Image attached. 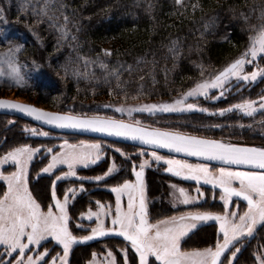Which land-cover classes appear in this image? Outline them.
Returning a JSON list of instances; mask_svg holds the SVG:
<instances>
[{"label": "snow or ice", "instance_id": "obj_1", "mask_svg": "<svg viewBox=\"0 0 264 264\" xmlns=\"http://www.w3.org/2000/svg\"><path fill=\"white\" fill-rule=\"evenodd\" d=\"M27 2L31 3L32 0ZM57 3L59 0H43V6L39 10L33 8V14L48 17L53 24H56L58 23L55 11ZM175 3L180 7L185 6L184 0H175ZM198 6V4L193 5V8ZM60 11L61 13L64 11L63 4H60ZM2 13L3 9H0V22H3ZM63 20L64 23L60 26L61 38L68 34L69 17L64 15ZM214 21L215 17H213ZM208 26L205 25L206 28ZM252 31L253 34L249 37V44L244 52L214 75L210 74L209 77L195 82L192 88L173 102L115 106V112L126 113L130 121L101 115L99 111L91 116L76 114L72 111L51 112L29 104L0 99V109L25 113L46 125L57 128L88 129L106 133L109 136L124 137L140 141L144 145L169 149L177 154L183 153L206 161H220L225 165L213 171L208 163L192 164L184 159L159 155L153 150L149 154L150 159L142 160L139 165L133 163L132 172L135 175V181L126 179L123 183L110 188L111 193L115 194L114 209L111 204H104L97 200L95 211L89 208L80 214L81 219L94 221L95 226L90 228L88 235L76 236L69 228L68 209L70 200L74 199L78 193L86 191L84 185L81 183L79 189H67L62 200L57 197L55 185L57 181L67 177H77L78 166L88 168L89 165L97 164L103 158V145L99 142L83 141L79 144H70L64 140L59 145V152H54L53 148L46 149L51 159L37 174V179L43 174L55 175L54 170H58L62 165H66L68 169L52 181L53 203L47 206L46 211L29 189V165L41 149L33 148L28 144L13 147L5 155L0 156V167L12 165L15 168L12 172L0 171V181L6 183V190L0 195V246L4 249V253L0 254V264H69V253L74 245L111 234L123 237L130 243L131 248L139 256V264H154L152 258L159 264H225V260L227 264H233L234 258L241 251L242 242L253 237L258 227H264V147L247 146L176 130L145 126L142 121L131 120V118L133 113L154 114L157 111L167 113L197 110L196 104L187 102L189 98L204 96L213 100L219 99L225 94V86L230 85L233 80L238 83H253L258 78L264 79V67L257 63L258 60H264V25L259 28L253 26ZM0 35H3L2 30ZM72 38L76 39L75 36ZM22 49L23 45H17L9 47L5 52H0V80L6 79L21 88L26 83V73L23 69L27 67L18 59ZM101 51L104 57L112 55L111 49ZM170 51L175 52V42ZM82 59L85 66L99 63L102 69L106 70L108 67L100 54H97L94 61L89 58ZM253 64H256L254 70L246 71V67ZM198 67L201 68V77H204L203 65ZM126 70L131 72L132 67L129 66ZM68 71L66 67V72ZM70 71L77 78H94V73H82L78 68H72ZM110 74L116 77L117 87L120 88L119 73L113 70ZM105 82H108L107 76ZM213 90H219V96H211ZM111 107L113 106L109 104L102 105L104 109ZM198 110L208 111L205 108ZM232 111H239L250 117L258 112L264 113V96H260L257 100L243 99L227 109H219L218 113L223 116L226 112ZM30 131L33 134L49 135L48 132L37 133L35 129ZM116 151L129 159L120 149ZM138 154L144 156L146 153L141 150ZM150 160L163 161L167 165L165 171L174 176L197 182L203 181L205 184L212 185L213 188H219V199L223 202V211H187L180 215L164 216L154 222L151 221L144 180L145 169L150 166ZM232 166H250L252 170H240L239 167ZM118 171L117 165L113 162L102 175L79 177V179L102 182ZM171 187L174 203L177 204L191 205L204 195L199 188H197V195L192 196L183 187L177 185H171ZM233 198L246 202V209L243 212L238 210L239 204ZM109 218L110 227L106 226ZM207 222H218V232L222 238H218L214 246L182 248V240ZM77 227L82 228L83 225H77ZM49 238L61 245L63 250V255L57 254L50 262L47 260L50 255L49 250H38ZM121 251L126 252L125 249ZM228 252L231 253L230 257L226 255ZM14 253H18L14 260H5V256L12 257ZM95 256L96 254L93 253L90 264H96ZM257 258L260 264H264V253ZM105 260L107 264H116V258L110 250ZM125 264H127L126 260Z\"/></svg>", "mask_w": 264, "mask_h": 264}, {"label": "trees", "instance_id": "obj_2", "mask_svg": "<svg viewBox=\"0 0 264 264\" xmlns=\"http://www.w3.org/2000/svg\"><path fill=\"white\" fill-rule=\"evenodd\" d=\"M60 4L64 5L63 13ZM197 4L199 6L194 9L193 5ZM184 5H176L175 0H59L55 5L58 23L53 24L48 17L33 14V8L39 10L43 0H32L31 3L27 0H0V9H3L0 52L23 45L18 59L27 65L23 69L26 83L22 88L3 79L0 80V91L16 92L55 110L76 114L92 112L94 106L101 104L118 106L144 99H173L237 58L248 46L253 26L264 25V0H184ZM64 15L69 17L68 34L61 38ZM206 24L209 25L207 28ZM173 42L175 52L170 51ZM107 43H113L114 47L112 55L104 57L101 50ZM97 54L108 66L106 70L99 63L87 66L83 63L82 58L94 61ZM199 65H203L204 77H201ZM129 66L131 72L126 70ZM72 68H78L82 73H94V78H77L71 74ZM113 70L119 73L120 88L116 77L110 74ZM261 82L252 85L255 87L253 92L243 94L240 99L253 98L258 88L259 95L263 93ZM99 113L117 115L111 108H102ZM199 117L181 114L167 116V119L173 127L195 131L194 125L209 121V118L206 121ZM27 123L30 124L20 116L0 114V156L17 145L43 140L25 134L22 125ZM37 164L34 163L32 168L30 188L33 196L42 204L47 201L45 205H48L54 175H44L35 181ZM118 177L122 176L114 173L107 180ZM153 177L151 190H156ZM68 178L57 181V196L66 191V184L71 182ZM106 193L94 188L87 197ZM83 198H74L69 206L72 213L84 207ZM158 211L156 215L160 217L172 213L164 202ZM197 231L195 236L200 237L189 238L185 240L186 244L195 241L194 244L205 246L215 241L212 239L213 227ZM112 241L118 240H106L108 244ZM98 244L74 245L69 264H85L88 252L97 249ZM256 246L264 247V227H258L248 249L238 254L233 264H259L257 257L260 254L249 251Z\"/></svg>", "mask_w": 264, "mask_h": 264}, {"label": "rangeland", "instance_id": "obj_3", "mask_svg": "<svg viewBox=\"0 0 264 264\" xmlns=\"http://www.w3.org/2000/svg\"><path fill=\"white\" fill-rule=\"evenodd\" d=\"M113 43H107L104 46V49H113ZM257 63L264 67V60H258ZM256 67V64L253 65H249L246 67V71L251 72L254 70V68ZM260 81L261 84L264 86V79H260L258 78L257 81L253 82V83H238L235 80H233L231 82L230 85H226V91L225 94L223 96H221L219 99H211L209 97H204V96H200V97H196V98H189L188 99V103H194L198 106L197 110H190V111H181V112H155L154 114H149L147 112L144 113H133V117L131 118V120H140L142 121L143 125L145 126H151V127H158V128H162V129H170V130H176V131H180L183 133H187V134H192V135H196V136H201V137H206V138H211V139H217V140H223L225 142H232V143H239V144H249V145H253L255 147H264V113L258 112L256 113L254 116H246L244 114H242L239 111H232V112H226L223 116L219 115L218 110L219 109H227L230 106L239 103L241 100L240 97L244 94H248L251 91L253 92V90L255 89V87H253L252 85L258 84ZM193 87V86H192ZM190 87V88H192ZM259 89V88H258ZM258 89H256V94L255 96H253V98H247V99H253V100H257L260 96H264V91L263 93H261L259 95L258 93ZM189 90V89H188ZM187 90V91H188ZM186 92V91H185ZM182 95V94H181ZM181 95L176 96L173 99H168V100H140V101H133L132 103L129 104H125L128 106H138L141 104H159V103H171L173 102L175 99L180 98ZM211 96H219V90H213L210 94ZM0 96H9V97H16L20 100H24V101H30V102H34L37 103L33 100H30L28 97L22 96L17 94L16 92H2L0 91ZM39 105H42L44 107L53 109L51 107H49L46 104H41V103H37ZM102 105H99V107L94 106V108L92 109V112H86L83 114L86 115H94L96 114L99 110L102 109ZM199 108H205L208 109L207 112H201L198 109ZM112 111L115 112V106L111 107ZM54 110V109H53ZM62 112H68V111H62ZM117 115H113L112 117L115 118H119V119H124V120H128L130 121V118L127 116V114H121V113H117L115 112ZM101 115H105V116H111V115H106L105 113H99ZM181 114H193V115H198L200 116L199 118H203L207 121V118H209V121H207V123L204 124H196L195 126V131H190V130H184L181 129L180 127L176 128L171 126V121H169V119H167V116H173V115H181ZM121 115V116H118ZM125 115V117H124ZM28 120V119H26ZM28 122H30V124H23L22 128L23 131H25V134L27 136H30L32 138H36V139H43L40 142H36V143H28V145H30L33 148H40L41 151L39 153H37L33 159V161L30 163L29 165V189L30 188V181H31V173L33 172L32 168L34 163H38L37 164V169L34 171L36 172L34 177H35V181L37 180V174L40 172V170L45 167L49 160L51 159V155L46 151L47 148H53L54 152H59L60 148L59 145H61L64 140H67L70 144H79L80 142H86V143H94V142H99L103 145V158L97 162V164H92L89 165L88 168H84L82 166H78L76 171H77V177H67L69 180H71L70 184H66V190L69 188H77L79 189V186L81 183H83L84 188H85V193L84 195H80V193H78L81 197L83 196L84 201H83V205L84 207L82 209H79L77 211H75L74 213H72V211H70L71 209L69 208V216H70V222H69V228L70 230L73 232L74 235L76 236H83V235H88L90 233V228L95 226V222L94 221H88L86 218L85 219H81L80 214L86 212L89 208H91L93 211L96 210V205H95V201L99 200L101 203L104 204H111L113 209L115 207V194L111 193L110 188L115 186L118 183H123L124 180H133L135 181V175L132 172V166L133 163H135L136 165H139V163L142 160L145 159H150L149 154L151 153L150 149H144L141 147H135V146H126L124 143H116V142H112L110 140H106V139H97V138H91V137H75V136H69V135H65V134H60V133H55V132H51L43 127H41L40 125L28 120ZM193 126V127H194ZM28 129V130H26ZM31 129H35L37 131V133L39 132H48L49 135L48 136H43V135H39V134H33L30 130ZM23 145V144H21ZM20 146V145H17ZM16 146V147H17ZM116 149H120L123 153H125L129 159H126L125 156L121 155V152H117ZM11 150V149H10ZM143 150L146 154L144 156H140L138 153ZM9 151V150H8ZM156 151V150H155ZM7 152V151H6ZM6 152L3 154L5 155ZM159 155L165 156V157H169L171 158L172 155L170 154H166L163 152H159L157 151ZM1 155V156H3ZM115 162V164L117 165V168L119 169L118 171V176H122V177H118V178H114L110 181H108L107 179L105 181L102 182H95L91 179H86L84 181H81L79 179V177H93L96 175H102L106 170V166L110 167L111 164ZM189 163H192L191 161H188ZM192 164H197L195 162H193ZM209 166L212 168L213 171L218 170L220 167L217 165H211L209 163ZM167 167V165L163 162H156L154 160H150V166H147L145 169V176H144V180H145V184H146V196H147V200H148V208H149V218L151 221H155L156 219H160L159 215H156V212H154V210L152 209V201L151 199H153L154 201H159L160 199H162V203H167L168 208L170 209H177V211L174 213L175 215L177 214H181L182 212H187L188 210H198L197 207H193L195 206V204L201 200V199H207V200H214V198H216L217 200H219V193H215L213 190L212 191H205L203 189H201L200 187H192L190 185H188L187 183L183 182L182 180L175 179V177H171V179H158L157 183L161 184H157V188L158 189H154V190H150V180L148 178H152L148 176L149 173V168H153V169H158L160 171H165V168ZM106 168V169H104ZM104 169V171H103ZM240 170H246V169H240ZM0 171H4V172H12L15 171L14 166L12 165H4L3 167H0ZM67 166L66 165H62L59 166L58 170H54L55 175H54V179L56 176L61 175L63 172H67ZM94 172V175H92V173ZM98 172H102V173H98ZM86 173H88L89 175H87ZM168 174V173H167ZM44 175H48V176H53L51 174H43L40 175L44 176ZM113 176V175H112ZM111 176V177H112ZM148 176V177H147ZM65 178V179H67ZM154 179H156V177H153ZM195 182V181H194ZM197 182V181H196ZM171 185H177L178 187H183L185 188L190 195L192 196H196L197 195V188L200 189V191L204 194L198 201H196L194 204L191 205H183V204H177L174 203V197L172 196V192L173 189L171 187ZM238 186V185H237ZM161 187H163L164 189H161ZM99 189V190H103V192L105 193L107 191V193L104 194H98V195H94L91 196L90 198L87 197L88 193L92 190V189ZM152 188V187H151ZM6 190V183L3 181H0V195L3 194V191ZM65 193V192H64ZM58 195L57 197L59 199H63V195ZM76 195L77 197H80L79 195ZM104 195V196H103ZM98 196V197H96ZM35 197V196H34ZM36 200L41 204L42 208L46 211L47 210V206L50 203H53V201L51 200L49 202L48 205H45L47 203V201L43 202V204L38 200L37 197H35ZM166 198V199H165ZM74 199L70 200L69 206L72 203ZM125 202H126V197H125ZM161 203V204H162ZM216 207L219 205L220 201H216ZM160 204V206H161ZM45 205V206H44ZM157 205V204H156ZM202 207V206H201ZM186 210V211H185ZM157 211V210H156ZM181 212V213H179ZM164 217V216H163ZM77 225H83V227H77ZM106 226H111L110 224V218L106 221ZM106 240H110V239H106ZM106 240H102L99 241V246H97V249H93L90 252H88L86 259H85V264H90V262L93 260V253L96 254L95 259H96V264H107V260H105V256L107 254V252L110 250L113 252V255L116 258V264H125V260L127 261V264H139V256L138 254L135 252V250L133 248H131L130 243L128 242H124L121 241L119 239H115L118 241H112L111 244H108L106 242ZM97 243V242H96ZM79 245V244H77ZM196 244H194V242L192 244H186V242L184 244H182V248L184 249H193V248H204V247H209L207 245L205 246H197L195 247ZM45 249L49 250L50 255H48L47 260L50 262L52 257L56 256L57 254L63 255V250H62V246L58 245L54 240H52L51 238H49V240L47 242H45L43 244L42 247H40L38 250L39 251H44ZM122 249H125V251H121ZM71 251L69 253V257H68V261L70 259V255H71ZM4 253V249L3 246H0V254ZM32 254V253H30ZM18 255V253H14L12 257H7L5 256V260H14L15 256ZM137 256V260L135 261L134 259H136ZM228 256H231V253L228 254ZM235 259V258H234ZM154 264H159V262H155L154 258H152ZM234 261V260H233ZM260 261V260H259ZM225 264H227V261L225 260ZM260 264V262H259Z\"/></svg>", "mask_w": 264, "mask_h": 264}, {"label": "flooded vegetation", "instance_id": "obj_4", "mask_svg": "<svg viewBox=\"0 0 264 264\" xmlns=\"http://www.w3.org/2000/svg\"><path fill=\"white\" fill-rule=\"evenodd\" d=\"M172 157H175V158H177V159H184V160H187V161H191L192 163L193 162H195V163H206V162H201V161H197V160H192V159H188V158H183V157H178V156H173L172 155ZM209 164V163H208ZM211 165H213V164H211ZM218 166V165H217ZM219 167H222V166H219ZM149 170V173H148V176L149 177H152V176H155L156 177V179H155V182H156V186H158L159 184H161V182L160 183H157V180L158 179H163V178H166V179H171V177L173 176V177H175V179H178V181L179 180H182L183 182H185V183H187L188 185H190V186H192V187H195V186H197V187H200L201 189H203V190H207V191H214L215 193H219L220 194V190H219V188H213L212 187V185H210V184H205V183H203V181H200V182H194V180H192V179H185L184 177H177V176H174L173 174H171V173H168V172H164V170L163 171H160V170H158V169H153V168H149L148 169ZM168 173V174H167ZM147 176V177H148ZM149 180H150V182H148V183H150V190L152 189L151 187H152V182H151V179L150 178H148ZM158 184V185H157ZM161 189H164L163 187H161ZM220 196V195H219ZM166 199V198H165ZM234 199V201H236L238 204H239V211L240 212H243L245 209H246V202H243V201H239V200H237V198H233ZM151 201H152V203H153V207H152V209L154 210V212H156V213H158L159 211H158V209H159V206H160V204L162 203V199H160L159 201H154L153 199H151ZM216 201H220V203H219V205L216 207ZM157 204V205H156ZM222 204H223V202L219 199V200H217L216 198H214V200H207V199H201V200H199L196 204H195V206H193V207H197L198 208V210L199 211H211V212H222L223 211V208H222ZM202 206V207H201ZM170 209V208H169ZM157 210V211H156ZM170 210H172L171 212V214H169V215H164V216H173V215H175L174 213L177 211V209H175V210H173V209H170ZM186 211V210H185ZM188 211H192V210H188ZM195 211H197V210H195ZM179 213H181V212H179ZM183 213V212H182ZM181 213V214H182ZM177 215H180V214H177ZM160 218H163V217H160ZM207 228V227H213L214 229H215V231H214V237L212 238V239H214L215 241L214 242H212V243H210V244H207V246H214L215 245V242H216V240L218 239V238H222V237H220V234H219V232H218V229H219V224H218V222H207V223H205L204 225H202V226H200L198 229H200V228ZM198 229H196V230H194L192 233H190L189 234V236L188 237H186L184 240H182V244H184L185 243V240H187V239H189V238H196L197 237V239L200 237V235L199 236H195L196 235V232H198L197 230ZM254 237V236H253ZM253 237H251V238H248V239H246L245 241H243L242 242V247H241V251L238 253V254H240L242 251H244L246 248H247V245L250 243V242H252L253 241ZM195 242V241H194ZM203 244V243H202ZM263 244V243H262ZM201 244L200 243H198V244H196V246L195 247H197V246H200ZM238 247H240V245H237ZM248 249V248H247ZM249 251H252V253H256V254H262V253H264V247H260V248H258L257 246L256 247H253V248H250L249 249ZM230 252H228V253H226V254H229ZM259 260V259H258ZM260 262V261H259Z\"/></svg>", "mask_w": 264, "mask_h": 264}, {"label": "water", "instance_id": "obj_5", "mask_svg": "<svg viewBox=\"0 0 264 264\" xmlns=\"http://www.w3.org/2000/svg\"><path fill=\"white\" fill-rule=\"evenodd\" d=\"M0 99H8V100L16 101V102H19V103L29 104V105H32V106H34L36 108L45 110V111L62 112V111H58V110H55V109L53 110V109L44 107V106L39 105V104L34 103V102L20 100V99H18L16 97L0 96ZM0 114H11V115L20 116L22 118L28 119V120L40 125L41 127L45 128V129H47L49 131L55 132V133L71 134V135H79V136H85V137H91V138L106 139V140H110V141H114V142H120V143H124V144L134 145V146H138V147L146 148V149H150V150H156V151L163 152V153H166V154H170V155H173V156L188 158V159L197 160V161H201V162H206V163H210V164H214V165H218V166H225L220 161H206L203 158L191 157V156H187L186 154H183V153L177 154L175 152L170 151L169 149H163V148H157L156 146L144 145L140 141H133L131 139L124 138V137L109 136L106 133L95 132V131L88 130V129L57 128V127L52 126V125H46V124H44L41 121H36L32 117L26 115L25 113H22V112H19V111H16V110L0 109ZM88 116H91V115H88ZM116 119H119V118H116ZM126 121H128V120H126ZM242 145L253 146V145H249V144H242ZM232 167L233 168L239 167L240 169L252 170L250 168V166H232ZM106 239H119L121 241L126 242L123 239V237L117 236L115 234H111V235H108L106 237L97 238V239L88 241V242L83 243V244L90 245V244H94L96 242H99V241H102V240H106ZM83 244H79V245H83ZM222 259H223V257H222Z\"/></svg>", "mask_w": 264, "mask_h": 264}]
</instances>
